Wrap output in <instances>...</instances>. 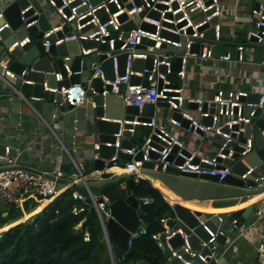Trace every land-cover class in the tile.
Instances as JSON below:
<instances>
[{
  "label": "built area",
  "instance_id": "1",
  "mask_svg": "<svg viewBox=\"0 0 264 264\" xmlns=\"http://www.w3.org/2000/svg\"><path fill=\"white\" fill-rule=\"evenodd\" d=\"M43 2L46 9L52 10L51 15L56 23H50L46 30H41L38 24L39 11L31 0L19 11L21 25L25 28L34 25L37 31H42V45L45 54L49 52L52 44L59 45L70 40L78 42L79 52L75 56L80 58L79 70L72 72L69 64L63 63L67 78L73 73L82 72V63L87 56L93 54L97 57L105 56L102 60L91 62L93 72L88 76L85 85L74 82L68 86L62 85L60 88L51 87L47 85L45 78L43 91L59 92L62 96L61 99H53L52 101L62 107L80 105L86 101L87 95L93 97L100 94L104 97L112 94L117 95L124 105H133L138 108V114L133 115L131 119L101 117L106 121L117 122L119 126L118 130L112 134L114 141L96 140L93 146V157L95 159L100 158L102 146L113 147L114 152L109 158L103 159L104 166L102 169H93L87 176L102 178L110 174L109 170L113 165H119L132 177L139 179L142 177L143 163L154 162V168L161 165L162 170H165L169 165H173L185 173L218 176L217 181L221 182L222 179L232 174V165L241 162L246 170L238 176L240 179L245 180L254 174L255 180L261 179L264 183V175L259 171V167L251 166L245 161V156L254 149L252 134L244 137V142L238 141L239 136L245 132V126L253 122L256 111L258 110L260 113L264 111V78L261 80L260 89L257 91L258 99L255 101L249 99L248 91L221 88L216 89L209 99L191 97L185 94L183 85L190 57H197L201 61L218 59L224 62L235 60L242 63L245 61L243 51L247 46L259 45L264 47V0H261L252 9L253 17L250 19L252 28L245 34V39L236 44L235 59L232 58L230 51L216 56L212 49V45L218 43L221 36L219 19L224 13L221 0H98L95 3L90 0H43ZM151 12H155L156 16H152ZM122 15L126 16L124 20L120 19ZM214 18L216 21L211 23ZM129 22L132 23V26L125 30L123 26ZM142 23H148L153 26V29H143ZM206 25L207 27L201 29ZM7 27L9 24L3 19V13L0 10V43L2 41L1 32ZM209 30L213 31V38L207 36ZM51 36L54 38L49 39ZM81 40H92L98 45L107 43L108 49L100 50L98 46L85 48L80 45ZM34 41L36 40L28 35L20 40L14 39L8 45L7 50L21 48L25 44H32ZM193 44L198 46L196 51L191 50ZM1 48L2 45L0 44V50ZM123 53L126 54L124 74H118L119 62L117 58ZM71 57L72 55L67 54L62 59L68 61ZM109 58L112 59L113 79L105 77L100 68L101 63ZM136 59H150L151 65L150 67L143 65L140 70H136L132 67ZM177 60H179V68L174 69V63ZM261 64L264 65V59ZM27 71L28 68H25L16 74L9 68L8 59L0 57V82L8 86L11 97L18 96L26 99L21 92V86L23 83H33L31 80L25 79ZM48 74L50 72H45V76ZM54 76L55 81L62 80L60 72H55ZM132 76L141 79L137 83H132ZM141 80H146V84H143ZM96 83L99 86H96ZM107 85H110V88ZM40 99H44V97H40ZM159 101L167 104L168 111L163 117V121H158L155 113L145 120L139 118L145 104H157ZM91 103L93 110L95 104L92 99ZM189 104H196V107L189 108ZM102 107H105V103L102 104ZM174 112L180 114V119L172 116ZM52 117L56 118L57 114H53ZM182 119L187 120L186 125L183 124ZM166 121L174 129L182 128L188 133H214L220 138L217 151L211 156L199 155L196 150L186 145L177 133L168 130ZM140 126L150 128L149 133L143 136L142 143L132 147H123L121 141L130 138L125 133L128 132L131 137H134L137 127ZM76 129L77 127L74 126L73 130ZM260 133L264 134V128L260 130ZM234 143H237L242 150L237 152L233 146ZM174 149V159L182 160L181 163L174 164L173 161L168 160ZM10 150L9 145H4V155H0V206L11 204L21 207L23 202L30 197H38L39 202L40 200L50 202L66 189L79 185V181L82 180L84 184L80 186L84 188L86 195L79 193L74 188L72 189V199L76 200L77 203L73 205L71 211L77 215L88 211L90 208L95 210L114 264L110 237L105 229V220L110 216L108 199L105 196L93 194L85 182L86 176L82 173L80 166L65 148L62 147V150L68 154L75 170L69 180H64L63 177L61 153L55 156L52 170L43 173L17 167L18 155L10 156ZM139 151L142 152V158L135 159V155ZM150 151L157 153L158 157L151 158ZM119 153L129 154L131 157L129 160H122L119 158ZM226 159L231 162L229 164L224 163L223 161ZM251 196L237 200V203L247 202V205H252V210L249 218L240 228L236 227L235 218L229 221L230 226L226 233L225 243L229 247L233 245L236 239H242L255 246L256 256L261 262H264V197L250 201ZM139 200L141 204L149 201L146 197H141ZM184 200L196 204L200 202L199 199ZM166 201L171 206L174 215L162 217L160 222L163 229L152 235L164 256V261L160 264H170L173 259L179 260L181 264H210L211 262L219 264L221 254L217 251L215 241L219 235H224L223 231L220 230V225L215 231H212L197 216L199 224L204 227L209 238L200 240V250H193L188 243V235L180 227L173 229L168 226L169 219L178 222H181V219L174 209L176 203L167 199ZM207 203L211 205L214 201L207 200ZM244 206L246 205H242L240 208ZM232 211V209L228 210L225 218L217 216L220 211L200 212L215 215L221 224L224 219L230 217ZM81 222L76 225V228L80 227ZM139 225L144 227L140 217ZM2 228H0V233L4 231ZM140 233L138 230L129 231L128 249ZM177 233L183 241L176 248H172L168 239ZM230 235H234V237L230 238ZM161 236L164 237V242H162ZM84 239H89L87 231L84 233ZM165 247L169 250L167 256L165 255Z\"/></svg>",
  "mask_w": 264,
  "mask_h": 264
},
{
  "label": "water",
  "instance_id": "2",
  "mask_svg": "<svg viewBox=\"0 0 264 264\" xmlns=\"http://www.w3.org/2000/svg\"><path fill=\"white\" fill-rule=\"evenodd\" d=\"M31 0H0V10L3 13V19L6 20L9 24V27L4 28L1 32L2 48H5L6 56L5 59H8L9 68L14 71L16 74H19L23 69L28 68V71L25 75V79L33 81L32 84L23 83L21 86V92L24 97L29 98L34 97H44V99L49 100H60L61 94L43 91V81L46 78L48 86L58 87L64 85L68 86L74 82H80L82 85H85V82L88 76L93 72L91 68V62L95 60H102L105 56L100 55L97 57L95 54L87 56L82 63V72L73 73L69 78L66 77L63 63H68L72 72L79 70L80 58L75 56L79 52V44L75 40H70L63 42L59 45H51L49 52L44 53V47L42 45V31H37L36 26L32 25L25 28L21 25V16L20 9L25 7ZM92 3L97 2L98 0H90ZM152 16H156L155 12L150 13ZM126 18L125 15L120 17L121 20ZM216 19L214 18L211 23H214ZM132 23L129 22L123 26L127 30ZM141 27L143 29H153V26L148 23H142ZM207 27L204 26L201 29ZM34 38L32 44H25L21 48H14L11 51L7 50V47L14 39L20 40L25 36ZM60 35V33H59ZM207 36L213 38V31H207ZM51 36L49 39H53ZM80 45L85 48L97 47L100 50L108 49V44H97V42L92 40H81ZM140 47V46H137ZM198 48L197 44L192 45V51H196ZM70 54L72 57L68 61H64L62 57L64 55ZM118 74H124L125 68V59L126 54L123 53L118 56ZM151 65V60H142L136 59L132 65L134 69L140 70L142 66ZM174 69L179 68V60L174 63ZM100 68L102 69L105 77L108 79H113L114 72L112 68V59L104 60ZM163 69V66L161 67ZM45 72H50V74L45 76ZM55 72H60L62 74V80L55 81ZM140 77L132 76L131 82L137 83L140 81ZM143 84H146V80H141ZM12 83H15L11 81ZM110 88V85H107ZM86 88V87H85ZM118 98L120 101V110L113 117L109 116L107 113L108 103L110 100ZM92 101L95 104L93 109L94 115V128L96 130L97 139L96 140H110L114 141L112 134L118 130V123L113 121H106L102 119V116L109 118L121 119H131L133 115L138 114V108L133 105H124L121 99L117 95L108 94L102 97L100 94L91 97ZM258 99V95L256 100ZM105 103V107H102V104ZM167 107L165 102L159 101L157 104H145L141 112V119L145 120L148 117L154 114L155 107ZM196 104H189V108H195ZM173 117L180 119V114L177 112L172 113ZM184 125L187 124L186 119H182ZM205 122V121H204ZM126 126H129L126 124ZM264 128V111L259 112L258 110L255 113L254 120L251 124L245 126V132L239 136L238 141L244 142V137L253 136V145L254 149L251 153L245 156V161L251 166L260 167L264 165V134L260 133V130ZM202 133V132H201ZM126 136L130 137L128 139H123L121 145L123 147H132L135 144H138L135 137H131L128 132L125 133ZM155 138V137H154ZM236 151H241V147L234 143ZM114 152V148H107L102 146L100 149V158L93 161H85L82 165L84 171H91L92 169H102L104 166V158H109ZM174 152L169 155L168 160L170 162L181 163L182 160L174 159ZM0 155H4V145H0ZM149 155L151 158L155 159L158 157V154L150 151ZM129 154L119 153V158L122 160H129ZM142 152L139 151L135 155V159H141ZM226 164H229L231 161L226 159L223 161ZM142 167L145 170L146 175L152 179H158L167 189L181 197L182 199H199L200 205H207V200L212 201H226L228 199H234V204L239 198H244L246 196L257 194L264 190V183L261 179L255 180V175L248 176L245 180L240 179L238 176L242 174L246 167L241 162H236L232 165V174L228 175L221 182H218V176L195 173H185L175 168L173 165H169L165 170H162L161 165H157L154 168V162H144ZM23 169L39 172L34 169H28L24 167ZM125 179L127 184L128 191H131L135 181L131 178L129 173L115 176L110 179H102L92 182H87V185L91 187V190L96 196H105L108 199V212L109 217L105 220V229L109 237L114 241L115 248L112 252L113 259L121 258L126 251L127 239L129 236V231L133 232L138 230L143 232L144 228L139 225V216L138 209L141 205V201L134 197L131 193L122 195L120 192L121 181ZM61 186L60 184L58 185ZM74 189L79 193L86 195V191L82 186L75 185ZM232 203V202H231ZM231 203L219 204L220 206H228ZM174 209L178 217L181 219V222L177 220L169 219L167 224L169 227L176 229L180 227L185 234L188 235L187 240L193 250H200V240H207L209 238L208 233L204 227L199 224V216L201 220L204 221L212 231H215L220 225V230L223 231L224 235H219L215 241L217 251L219 254L224 252V245L226 240V233L230 226L229 221L233 218L236 219V227L240 228L245 221L249 218L252 205H246L240 209L233 210L230 213V217L224 219L220 224L215 215L210 213H202L200 211H191L186 206L176 203ZM227 211L219 212L217 216L225 218L227 216ZM89 213H87V217ZM24 221V220H23ZM22 222V221H19ZM90 230V229H89ZM162 242H164V237L161 236ZM183 239L177 233L168 239V243L172 248H176L182 243ZM205 252V251H204ZM169 254V250L165 247V255ZM145 261L148 264H160L152 260L151 257L146 256ZM170 264H181L177 259H173ZM201 264V263H199ZM210 264H214L211 262Z\"/></svg>",
  "mask_w": 264,
  "mask_h": 264
},
{
  "label": "crops",
  "instance_id": "3",
  "mask_svg": "<svg viewBox=\"0 0 264 264\" xmlns=\"http://www.w3.org/2000/svg\"><path fill=\"white\" fill-rule=\"evenodd\" d=\"M40 1L41 3L43 2V0H39V3ZM260 1L221 0L224 8V13L219 19L221 36L219 42L212 45L216 56L230 51L232 58H236L235 46L245 39V34L252 28L250 21L251 17H253L252 9ZM50 20L47 22V26L51 23ZM243 53L245 61L242 63L235 60L233 62H224L218 59L201 61L197 57H190L186 76L183 79L185 94L191 97L209 99L218 88L235 89L248 91L250 94L249 99L255 101L261 80L264 78V65L261 64L264 59V47L259 45L247 46ZM5 56V48H1L0 57L5 58ZM87 97L86 101L80 105L62 107L49 99H40L34 96L25 97L26 99L18 96L11 97L8 86L0 82V145L10 146V156L18 155L16 160L17 167H26L43 173L52 170L55 156L61 153L63 159L61 169L64 180H69L75 171L66 151L80 166L82 173L86 176V183L129 173L123 167L113 165L109 170L110 174L98 179L87 176L93 169L87 172L83 170L82 165L85 161L96 160L93 157V146L98 136L94 128L91 97L90 95H87ZM119 110V99L110 100L107 108L108 115L113 117ZM154 113L158 121H163L165 115L158 112V107H155ZM53 114H57V117L53 118ZM74 126L77 127L76 130H73ZM166 127L168 130L177 133L181 140L196 150L199 155L211 156L220 145V138L212 132L188 133L182 128L174 129L167 121ZM179 129H182L183 133ZM134 137L136 138V135ZM62 147L66 151L62 150ZM112 168H118L121 171H113L111 170ZM261 170L259 171L264 175V167ZM131 178L136 182L135 179L137 178L132 177V175ZM141 178L147 179L152 183L151 178L146 175L144 169ZM121 182V184L127 186L125 179ZM83 184L84 182L80 180L79 186ZM130 193L131 191L127 192V194ZM256 196L260 197L255 198ZM263 197L264 190L252 195L249 200L256 201ZM41 202L40 200L38 205ZM47 203L48 201H45L42 208ZM236 204L239 205L236 209L242 206L236 202L232 205L217 208L230 207ZM2 207L4 206H0L1 209ZM35 208L29 213L23 214L24 218L22 216V219H17V221L26 220L40 211H35ZM6 214L7 212L2 213L3 216ZM233 237L234 235H230V238ZM109 240L111 245V238ZM111 247L112 252H114L115 247L112 245ZM224 248V252L219 257V264H221V260H223L224 264H255V246L242 239H236L233 245L229 247L225 243Z\"/></svg>",
  "mask_w": 264,
  "mask_h": 264
},
{
  "label": "trees",
  "instance_id": "4",
  "mask_svg": "<svg viewBox=\"0 0 264 264\" xmlns=\"http://www.w3.org/2000/svg\"><path fill=\"white\" fill-rule=\"evenodd\" d=\"M112 170L119 171L118 168ZM73 188L66 189L43 208L45 201L38 205V197L28 198L30 200H25L21 207L7 204L0 208V228L6 229L0 233V264H113L95 210L72 213L77 203L71 196ZM131 194L137 199L146 197L149 200L138 209L144 231L121 258H114V264H148L146 256L161 263L164 256L152 235L163 229L160 219L172 217L173 210L162 192L147 179H137ZM213 206L220 207L219 204ZM34 208L40 211L22 222L17 221ZM3 212L7 214L3 216ZM80 221V227L76 228ZM86 231L88 240L84 239ZM255 264H260L258 256Z\"/></svg>",
  "mask_w": 264,
  "mask_h": 264
},
{
  "label": "rangeland",
  "instance_id": "5",
  "mask_svg": "<svg viewBox=\"0 0 264 264\" xmlns=\"http://www.w3.org/2000/svg\"><path fill=\"white\" fill-rule=\"evenodd\" d=\"M32 2L34 4V6L39 11V23L38 24L40 25L39 27L41 28V30H45L46 27H49V26H47V22H49L50 19H51L50 20L51 21V24L56 23V20L53 19L52 18V15H51L52 10L49 9V8L48 9H44V8H46L44 2L41 3V1H40V3H39V0H32ZM167 111L168 110H167L166 107H163V106L162 107H158V112L162 113V115H165L167 113ZM179 130H180L181 133H183V130L182 129H179ZM149 131H150V128H148V127H142V126L137 127L136 138L138 139V143L139 144L142 143L143 136L147 135L149 133ZM141 137H142V139H141ZM263 167H264V165H261L259 167V170L262 171L261 169ZM120 192H121L122 195H126L127 194L128 189H127V186L125 184H121L120 185ZM231 202L233 203L234 202V199H232V200L231 199H228L226 201H216L214 203H211V205H213V204H227V203L229 204ZM226 211H228V210H226ZM11 226H13V225H11ZM11 226H9V227H11ZM3 230H6V229H3ZM111 245L115 247V243H114V241L112 239H111ZM259 261H260L261 264H264V262L263 261L261 262L260 259H259ZM220 263L221 264H224L223 260H221Z\"/></svg>",
  "mask_w": 264,
  "mask_h": 264
},
{
  "label": "bare ground",
  "instance_id": "6",
  "mask_svg": "<svg viewBox=\"0 0 264 264\" xmlns=\"http://www.w3.org/2000/svg\"><path fill=\"white\" fill-rule=\"evenodd\" d=\"M112 170V169H111ZM119 171H121L119 169ZM152 184L153 186L157 187L162 194L164 195V197L171 201V202H175V203H180L190 209L193 210H197V211H226V210H231V209H236L237 207H239L238 204L230 206V207H224V208H217V207H213L210 204L207 205H199L193 202H190L188 200H184L181 197H179L178 195H176L175 193H173L172 191H170L169 189H167L158 179H152ZM260 196H256L255 198H258ZM247 202H242L240 203V205H245Z\"/></svg>",
  "mask_w": 264,
  "mask_h": 264
}]
</instances>
